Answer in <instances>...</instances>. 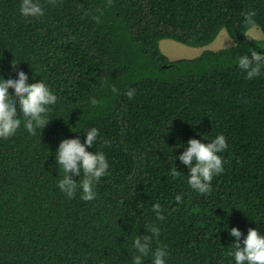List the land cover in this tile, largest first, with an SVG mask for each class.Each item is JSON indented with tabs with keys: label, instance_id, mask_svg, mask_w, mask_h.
<instances>
[{
	"label": "trees",
	"instance_id": "1",
	"mask_svg": "<svg viewBox=\"0 0 264 264\" xmlns=\"http://www.w3.org/2000/svg\"><path fill=\"white\" fill-rule=\"evenodd\" d=\"M36 2L43 15L26 18L21 0H0V80L18 78L14 63L57 96L35 135L19 114L16 133L0 138V264H133L147 224L160 228L152 248L166 246L165 264H235L231 228L241 244L249 228L264 235V65L247 79L236 60L253 49L264 55L243 15L255 11L264 33V0ZM223 29L232 47L192 59L172 61L160 47L164 39L207 46ZM91 128L98 137L87 150L105 155L107 174L94 200L79 188L69 198L58 187L57 149L64 139L83 143ZM221 134L224 170L210 193H198L179 156L190 139Z\"/></svg>",
	"mask_w": 264,
	"mask_h": 264
},
{
	"label": "clouds",
	"instance_id": "2",
	"mask_svg": "<svg viewBox=\"0 0 264 264\" xmlns=\"http://www.w3.org/2000/svg\"><path fill=\"white\" fill-rule=\"evenodd\" d=\"M55 3L56 0H51ZM112 0H108L111 6ZM97 11H100L99 9ZM20 12L24 17H37L43 15V9L36 0H21ZM101 15L103 12L101 11ZM245 24L248 26L249 34L255 29L254 17L255 11L243 13ZM93 20L100 22V16H93ZM251 56L246 53L238 56V68L246 72L247 79H254L262 72L264 65V55L258 54L253 49L249 51ZM17 79L0 80V138L8 139L13 136L21 125L19 114L24 117V127L27 131L35 135L36 129L44 128L49 120L46 118L50 111L49 105L57 102V96L42 82L28 83L27 74L16 68ZM14 90V95L9 93V89ZM112 91L119 93V89L113 86ZM129 99H133L136 94L135 88H129L125 93ZM93 105L97 101L91 100ZM19 109V112L17 111ZM86 139L82 143L79 138L64 139L60 142L56 153V161L59 168L63 170V178L59 180L58 187L61 192L69 198H73L77 189H82L81 199L92 201L96 198L93 186L99 182L100 178L107 174L109 164L102 152L88 151L98 137V129L91 128L86 133ZM186 150L179 156L180 162L188 166V184L196 192L208 194L211 192V182L214 175L221 174L224 170L223 159L218 153H222L228 148L226 138L221 134L217 135L211 142L202 143L198 139H190L187 142ZM193 161L195 164L193 165ZM170 174L175 178L180 172L176 167L171 169ZM80 177L79 181L72 179V176ZM79 182V183H78ZM176 202L182 203L181 195L175 197ZM153 212L156 213L158 220L165 219L163 209L159 203L153 205ZM147 235L137 236L133 241V248L136 255L133 257V264H143V258L152 256V264H165L167 255L166 246L152 248L154 238H159L160 228L147 224L145 226ZM230 236L236 238L232 244L234 251L230 255L234 256L235 264H264V235H261L257 229L249 228L246 238L241 244V231L238 228H231Z\"/></svg>",
	"mask_w": 264,
	"mask_h": 264
},
{
	"label": "rangeland",
	"instance_id": "3",
	"mask_svg": "<svg viewBox=\"0 0 264 264\" xmlns=\"http://www.w3.org/2000/svg\"><path fill=\"white\" fill-rule=\"evenodd\" d=\"M247 36L251 39H264V33L262 32L261 29L257 27H255V29H253L250 34L248 31ZM233 45H234V41L226 29H223L218 35V37L207 46H202V47L189 46L176 42L171 39H164L160 43V47L162 51L172 61L179 59H192L198 57L205 51L208 50L218 51L221 49L232 47Z\"/></svg>",
	"mask_w": 264,
	"mask_h": 264
}]
</instances>
